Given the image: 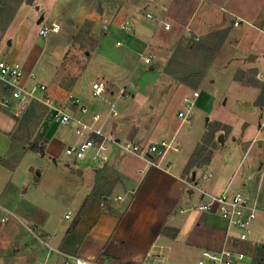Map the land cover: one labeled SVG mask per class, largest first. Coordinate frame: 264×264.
Instances as JSON below:
<instances>
[{
    "label": "crops",
    "instance_id": "obj_1",
    "mask_svg": "<svg viewBox=\"0 0 264 264\" xmlns=\"http://www.w3.org/2000/svg\"><path fill=\"white\" fill-rule=\"evenodd\" d=\"M4 1L0 0V60L21 62L27 87L46 84L57 97L62 87L60 81L66 75L63 71L59 78L58 74L63 64L64 68L68 66L65 58L69 48L85 22L93 24L90 35L97 39V49L69 91L82 99L88 113L82 115L68 102L66 107L72 117L95 126L93 116L100 115L98 128L112 143L105 144L108 160L104 164L93 161V151L82 160L67 161L71 157L65 154V148L79 141L74 124L65 126L47 117L37 131L46 140L44 157L48 165L43 167L26 159L29 143L17 134L19 116L0 106V156L4 157L0 163V219L7 210L23 223L0 222V244L14 246L10 261L9 254L3 253L5 247H0V264H65L69 257L97 264H122L118 247L127 244L143 249L144 264H188L184 259L173 261L166 247L195 251L197 261L204 250L220 251L227 247L237 251L243 248L241 252L246 258L253 257L257 244H264V138L259 125L264 106L256 104L260 87L231 77L230 85L245 97L239 100L228 120L215 119L222 126L231 127V132L224 135L223 144L212 148L210 160L191 175L185 173L186 164L211 122L190 147L193 148L187 146L183 155L179 148L182 142L177 140L181 123L172 133L167 132L172 129V116L165 111L174 105L170 95L188 87L183 84L173 89L165 101L157 87L162 68L177 42L190 35L205 39L224 30L228 34L213 63L220 57H229L240 70L255 69L254 80L264 82V0H123L122 8L118 7L119 24L110 27L111 32L102 38L100 33L112 17L99 10L107 5L96 9V0H33L31 4L26 0ZM148 13L153 14L149 22L136 20ZM42 16L43 21L39 22ZM130 18L135 27L133 34L128 35L120 25ZM53 23L60 25V31L41 37L40 29ZM163 23L170 24V29H165ZM111 38L112 45L127 44L129 48L120 55L105 52L103 48ZM119 41L121 45H117ZM139 45L143 46L138 51L141 59L146 50L153 49L161 62L159 72L154 71L155 60L148 65V71L143 59L132 60L130 54ZM31 74H36L37 80H32ZM101 79L111 81L110 93L94 97L92 85ZM123 87L132 96L120 97L118 93ZM9 94L10 88L0 82V99ZM200 98L201 94L195 104ZM150 102L154 110L146 111L145 104ZM157 105L160 114L155 113ZM52 122L58 123L56 131L50 129ZM253 122L255 130L249 135ZM58 130L70 133L68 142L60 139L63 135ZM153 133H159L157 142L151 141ZM163 141L174 142L178 151L170 150L161 161L156 156L131 153L122 146L134 142L147 147ZM213 143L208 145L214 147ZM258 143L260 148L252 155L251 150ZM225 148L227 155L217 163V153ZM15 149L19 154L12 161L10 156ZM170 152L175 155H169ZM208 174L211 176L205 178ZM96 185L102 187L80 215ZM226 189L243 191L258 208L246 242L227 236L229 222L218 212L190 210L206 202L208 195H219ZM26 226L36 232H29ZM246 258L237 264H248ZM132 263L133 260L126 264Z\"/></svg>",
    "mask_w": 264,
    "mask_h": 264
},
{
    "label": "rangeland",
    "instance_id": "obj_2",
    "mask_svg": "<svg viewBox=\"0 0 264 264\" xmlns=\"http://www.w3.org/2000/svg\"><path fill=\"white\" fill-rule=\"evenodd\" d=\"M2 1L5 2L4 0ZM122 1L123 0H96L95 1V6L97 10L101 8L102 5H107L105 6V8H102L99 10L101 11L104 10L103 12H106L107 16L112 17L109 24L106 25L107 28L105 30L104 28L102 29V34L100 33L99 38H102L105 34L111 32L110 27L112 28L113 25L117 26L119 24V14L120 13L118 11V7L122 6ZM139 16L140 17L136 19L137 21H141L144 19L149 22L151 20L150 18L147 19L145 15L143 16L139 15ZM92 25H91V22L89 21L85 22L84 26L82 27L79 33V36L76 37L75 40L73 41L72 45L69 48L67 56L65 58V60L68 62L67 68H64L65 65L63 64L61 68V73L58 74L59 78L62 74L64 73L66 74L64 78H62V81H60V83L62 84L61 89H59V92L57 91L59 94L57 98L59 99L60 104L63 105L65 108H67L66 104L68 102V94H69L72 84L75 82V80H77L78 76L84 71L85 67L88 64L89 59L91 58L90 56H92V54L97 49L96 47L98 46L97 39L90 35V30H91ZM196 37L197 36L190 35L186 39H181L179 42H177V44L171 49L170 55L172 56L170 57V59L167 60L163 68L161 66V62H159V58L156 57V55L153 53L152 51L153 49H148L143 54L144 56H147V55L153 56L152 61L155 60L156 61L155 64L157 65L154 71L159 72V68L163 69L161 73L162 78H161L160 83L158 84L157 91H158V94L160 93L161 96L164 97L163 99L164 101H165V97H168L167 95L169 92H171L173 89L177 88L178 86H181L184 84L182 82L183 79L185 78L189 80L194 79L193 77L196 76L197 71L201 70L204 67V58H203L204 55L201 52H197L193 50L192 48L186 47L188 41L192 40L193 43L210 44L213 47L217 46L218 43L220 42L219 37L207 36L205 37V39L199 38V40H196ZM111 41H112V38L109 39L108 42L105 44L103 48L105 52L107 51L113 55H117V54L120 55L123 51H125V49L129 48L127 44L123 47H116L112 45ZM142 49H143V46L139 45L137 47V50H134V52L132 53L131 51L128 52L129 54L131 53L130 55L134 62L135 60L136 62L142 61L143 59V58L141 59L142 55L138 53V51L141 52ZM142 62L145 63L144 59ZM212 63L209 65V67L205 69L204 71L205 74L201 82L198 84L196 88L186 85L188 89L179 88V91L177 93L170 95V97L172 96L174 105L171 104L169 108L165 111V114L169 113L170 111L169 114L172 116L171 118L172 129H168L167 132L172 133L173 131L176 130V128L181 123L180 129L178 132L179 136L177 140H181L182 142L183 146H179L180 144L178 145L179 148L182 149V153L183 151L184 152L186 151L187 146H188V149H190V147L193 144L195 145V142L201 136V133L204 132L205 126L208 127L207 125L209 122H214L215 119L217 118H220V119L225 118L224 120H228V118H230L235 113L236 108L238 107V104H239L238 103L239 100L241 98H244L245 96L241 92H238L237 88L230 85L232 82V78H231L232 76H236L237 78L241 79L245 83L254 82L253 84H256L257 81H259L257 79L254 80L255 77H257V75H255L256 74L255 69L240 70L237 68L235 61H233L229 57L227 58L220 57L218 61H216L213 64ZM146 65H147L146 71H148L149 69L148 65L150 64H146ZM166 68H169L170 73L171 71H173V73L172 74L166 73L164 71ZM111 85H112L111 81H106V88H107L108 94L110 93L109 91L111 89ZM123 88L124 89H122L121 92L118 93L120 97L123 98L126 96H132L129 93V90L127 89V87H123ZM194 91H199V93L201 94V98L199 99V103L195 104L192 110V118H191L192 121L183 122V120L178 117V112L179 110H183L184 108V105H185L184 98L187 96H190ZM167 100H170V99L167 98ZM152 104L153 102H150L149 104L146 103L145 110L147 111L148 108L150 111L154 110V109L151 110L150 108ZM34 105L35 107L32 110H29L30 109L29 107L26 110V112H24L18 118V120H20V125H19V130L17 131V134L20 136V138H23L24 140L27 139L25 140L27 141V143H30L35 137L38 136L37 131H38L39 125L43 122V120H45V118L49 117L48 109H46L44 104L37 101ZM1 107L4 108L3 106ZM262 108L264 111V107ZM7 109L10 110L11 112L13 111L12 109H9V108ZM155 110H156L155 111L156 114H160L159 105L156 106ZM262 118L263 120L260 121L259 125H260V128H262V132H263L262 136L264 138V116H262ZM98 123L96 122V126H100ZM254 124L255 122H253V125H251L249 128V131H248L249 135H251L253 131L255 130ZM57 125L58 123L52 122L50 129L52 131H56L55 129L57 128ZM243 125H246V122H244ZM154 130L155 128H153V132ZM35 132H36V136H35ZM58 132H61L63 135L62 138H60L62 141L64 142L69 141L70 133H64L63 131H60V130H58ZM230 132H231V127L227 125H223L222 127H220V129L217 131V134H216V139L214 141V147L213 146L211 147L208 145V149L206 150L205 155H209L211 152H213L212 148H215L218 145L223 144V142H220L218 140V134H223L227 136ZM156 136L158 137L159 133L158 134L153 133V136L150 137L152 142L158 141ZM17 138L20 139L19 137L15 136L16 140H18ZM110 142L112 143V141L110 140L108 144ZM200 143H202V138H201ZM259 146H260L259 143L256 144V146L254 145V148L251 150L252 155H255L257 153V151L260 148ZM16 149L11 152L10 160L12 161H14L19 154V151H17ZM262 150H264V145L262 147ZM91 152L92 151H90L89 153ZM224 154L227 155L226 148L223 151L221 150L220 152L217 153V163L222 161V159L224 158ZM169 155H175V154H173V152H170ZM181 155L182 154H180L179 156ZM26 159L35 161L37 164H40V166H43V167H46L48 165V162H47L48 160L46 159V157L42 156L39 152L28 150V155ZM72 159L73 158L71 159L69 158L67 161H70ZM178 162L180 164L179 160ZM194 209L196 208H192V210ZM58 212H62V210L59 209ZM186 212L184 211V213ZM257 245L259 246L261 244H257ZM2 246L5 247L3 250V253L9 254L7 258L10 261L12 257L11 252L14 250L13 244H5V245L0 244V247ZM118 250H119L118 252L120 253L122 264H126L127 262L131 260H133L134 262L132 264H144L143 262H141L144 256L142 248L138 246H130L129 244H127V245L119 246ZM239 250L243 251L244 249L239 248ZM166 251L172 257L173 261H176L178 259H184L188 264H193L194 262H197V259H198L197 253L195 251H187L183 248L181 249L175 248L172 250L169 247H166ZM53 255L58 256L59 254L53 253ZM246 260L248 264H254L252 261V257L248 256ZM8 264H11V263L9 262Z\"/></svg>",
    "mask_w": 264,
    "mask_h": 264
},
{
    "label": "built area",
    "instance_id": "obj_3",
    "mask_svg": "<svg viewBox=\"0 0 264 264\" xmlns=\"http://www.w3.org/2000/svg\"><path fill=\"white\" fill-rule=\"evenodd\" d=\"M148 18H152L153 14L148 13ZM165 29H170V24L163 23ZM238 25V22H236ZM121 30L130 35L134 32V25L132 19H127L121 25ZM60 31V25L53 23L43 26L39 35L41 37H48L51 33H57ZM198 40V38H196ZM117 45H121V42H117ZM152 55L143 56L146 64H151ZM26 77L25 69L21 62L0 60V82H3L10 88V94L5 96L0 104L4 108H9L14 111L16 116H21L29 108L33 101H38L48 109L49 118L59 122L65 126H71L74 124V133L79 139L75 144H71L65 148V154L76 160L84 159L90 151H93V161L95 163L104 164L107 162L106 150L107 142L111 139L106 136L102 128H98L93 124H89L82 118H74L67 111L63 105L60 104L57 96L50 91V88L46 84L36 83L31 88L24 84ZM32 80H37L36 74H31ZM107 91L106 81L101 79L92 85V95L94 97H101ZM200 96L199 91H194L190 96L184 98V108L178 113V117L183 122L191 121L192 110L196 99ZM68 103L70 106L78 109L80 113H88L87 106L83 103L82 99L75 96L73 93L68 94ZM93 120L96 122L101 120L100 115H94ZM174 142L163 141L158 144L144 146L139 143L127 142L122 146L126 151L134 154H139L144 157L149 155L156 156L160 161L166 157L170 150L178 151V147L173 146ZM211 174L205 175L210 177ZM205 194L203 191H201ZM196 208L201 211L218 212L222 217L226 218L229 222V230L227 236L229 238H235L236 241L249 240L255 221L258 217V208L252 205L248 199V196L240 190L231 192L226 189L219 195H208V200L204 203H200L190 207V209ZM186 209H181L184 212ZM67 217H71V213L67 214ZM17 220L18 218L11 211H5L3 217L0 219L2 224H6L10 221ZM19 224H23L18 221ZM29 232H36L32 227H27ZM232 229L237 230L234 234ZM5 233H3L4 235ZM246 258V254L231 248H224L220 251L204 250L201 253V257L197 261V264H237L239 261H243ZM65 264H97L94 261H88L79 257H69Z\"/></svg>",
    "mask_w": 264,
    "mask_h": 264
},
{
    "label": "trees",
    "instance_id": "obj_4",
    "mask_svg": "<svg viewBox=\"0 0 264 264\" xmlns=\"http://www.w3.org/2000/svg\"><path fill=\"white\" fill-rule=\"evenodd\" d=\"M27 3L31 4L33 2V0H26ZM80 33V32H79ZM79 33L77 34L76 37L79 36ZM228 31H222V32H216L214 34H212L210 37H219L220 42L218 43L217 46H212L210 44H204V43H193L192 40H189L186 47L188 48H192L193 50L197 51V52H201L204 55V67L197 71V74L195 77H193L194 79L189 80L187 78L183 79V83L185 85L191 86L196 88L198 86V84L201 82L204 74H205V69L207 67H209V65L212 63V61L214 60L218 50L220 49L224 38L227 36ZM166 73L172 74L173 71H171L169 68H166L164 70ZM256 85H258L261 88V94L258 97L256 104L260 105V106H264V82L262 81H257ZM8 90V88H7ZM37 101H33L31 103V105L29 106L30 109L32 110L35 107V103ZM34 105V106H33ZM220 127H222V124L220 122L214 121L209 123V128L208 131L205 133L203 139H202V143H200L194 150V152L192 153L191 157L189 158L186 167H185V173L187 174H192L194 172V170L196 168H198L199 166H201V164L207 162L210 160L211 157V153L209 155H205L206 150L208 149V144L213 143V141H215L216 139V134L217 131L220 129ZM46 143V140L38 135L37 137H35L27 146V150H31V151H35V152H39L42 156H46V152H45V147L44 144ZM214 145V143H213ZM4 162V157L0 156V163ZM98 181H100V178L98 179ZM97 181V183H98ZM105 185H113L112 183H105ZM102 186H95V191H93V193H91L85 200V202L83 203L80 215L82 214V211L84 212L86 207L88 206V204L90 203L91 198H93L95 195H97V193L99 192L100 188ZM77 222L73 223V225L71 226L70 229H73L75 227ZM241 242H246V241H241ZM252 261L254 264H264V244H261L257 247H255V252L253 254L252 257Z\"/></svg>",
    "mask_w": 264,
    "mask_h": 264
},
{
    "label": "water",
    "instance_id": "obj_5",
    "mask_svg": "<svg viewBox=\"0 0 264 264\" xmlns=\"http://www.w3.org/2000/svg\"><path fill=\"white\" fill-rule=\"evenodd\" d=\"M43 18H44V17L42 16V17L40 18L39 22L43 21ZM151 69H153V67H151ZM223 139H224V135H223V134H220L218 140H219L220 142H223Z\"/></svg>",
    "mask_w": 264,
    "mask_h": 264
}]
</instances>
